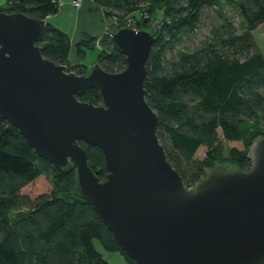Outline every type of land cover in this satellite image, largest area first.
Wrapping results in <instances>:
<instances>
[{
  "label": "water",
  "instance_id": "water-1",
  "mask_svg": "<svg viewBox=\"0 0 264 264\" xmlns=\"http://www.w3.org/2000/svg\"><path fill=\"white\" fill-rule=\"evenodd\" d=\"M45 19L0 11V117L58 170L76 168L79 195L136 264H264V135L248 149L251 166L206 168L187 185L158 136L147 101V62L160 31H108L126 67L96 62L83 74L42 53ZM96 88L102 104L79 93ZM80 141L102 150L99 178Z\"/></svg>",
  "mask_w": 264,
  "mask_h": 264
},
{
  "label": "trees",
  "instance_id": "trees-1",
  "mask_svg": "<svg viewBox=\"0 0 264 264\" xmlns=\"http://www.w3.org/2000/svg\"><path fill=\"white\" fill-rule=\"evenodd\" d=\"M108 22L109 31L118 23L140 27L157 11L163 17L160 36L147 62L145 80L147 101L159 116L158 136L168 159L187 185H193L217 163L230 162L248 169L247 156L252 142L264 135V53L253 31L264 23V0H94ZM231 4L241 15L237 27L225 11ZM209 8L224 23L218 25L201 47L181 49L176 58L167 54L195 33ZM61 10L59 0H7L0 11L23 12L46 19ZM223 28H225L223 30ZM42 53L69 71L83 74L88 65L72 63L70 35L46 21ZM89 49H98L99 62L111 72L122 71L124 55L111 36L84 33L76 44L84 60ZM78 98L102 104L96 88L81 92ZM225 141H241L226 150ZM87 149L89 164L99 178L108 174L101 149L80 141ZM206 148L204 157L196 154ZM52 184L49 192L36 197L23 188L40 176ZM99 240L107 251L126 255L112 231L92 205L79 195L76 168L58 170L6 120L0 117V264H112L97 248Z\"/></svg>",
  "mask_w": 264,
  "mask_h": 264
},
{
  "label": "rangeland",
  "instance_id": "rangeland-1",
  "mask_svg": "<svg viewBox=\"0 0 264 264\" xmlns=\"http://www.w3.org/2000/svg\"><path fill=\"white\" fill-rule=\"evenodd\" d=\"M73 0H71L72 3ZM73 10H69L70 13L75 14L77 8H72ZM225 11L227 15L231 18V20L234 21L237 27L241 26V15L238 13V11L233 7L231 4L226 3L225 4ZM62 15V11H60L57 14H53L49 17V22L52 24H56V15ZM163 14L162 11L159 10L156 13H154L152 19H151V24L157 28L161 24ZM224 23L223 19L220 17L218 12L214 8H209L207 11V14L203 17L202 21L200 22V27L198 30L190 35H186L183 38V41L178 43L176 47L169 51L167 54V58L173 59L176 58L178 55V51L181 49H196L198 47H201L204 43V41L211 35H213L214 30L216 27L220 24ZM225 28H223L224 30ZM98 49H89L87 51V55L84 59V62L88 66H93L96 63V60L98 58ZM225 146L226 150L229 147L236 146L239 148H243L244 145L241 141H225ZM206 152L205 147H201L197 154L196 157L202 158L204 157ZM222 166L226 168H234L235 165L230 163V162H224L221 163ZM52 189V184L51 181L44 175L38 177L36 180L28 184L26 187L23 188V193L28 194L31 197H36L37 195L44 193V192H49ZM95 244L97 248L105 255V257L112 263V264H128L125 256L121 251H107L103 248L102 244L100 243L99 240H95Z\"/></svg>",
  "mask_w": 264,
  "mask_h": 264
},
{
  "label": "crops",
  "instance_id": "crops-1",
  "mask_svg": "<svg viewBox=\"0 0 264 264\" xmlns=\"http://www.w3.org/2000/svg\"><path fill=\"white\" fill-rule=\"evenodd\" d=\"M59 1L61 2L60 11H62V15H56L57 25H55L66 31L71 37V62L79 63L83 61V63H85L84 60H81L77 55L76 44L84 33H89L98 37L108 33L109 27L104 11L94 0H84L80 7L73 6L71 0ZM6 4L7 0H0V7ZM72 8H77L75 9V14L70 13L69 10H73ZM50 18L51 17H48L46 21H49ZM253 36L259 49L264 53V23L253 31Z\"/></svg>",
  "mask_w": 264,
  "mask_h": 264
},
{
  "label": "built area",
  "instance_id": "built-area-1",
  "mask_svg": "<svg viewBox=\"0 0 264 264\" xmlns=\"http://www.w3.org/2000/svg\"><path fill=\"white\" fill-rule=\"evenodd\" d=\"M83 1L84 0H73L72 5L75 7H80L83 4ZM127 24H129L132 28H139V27L133 25L132 23H127Z\"/></svg>",
  "mask_w": 264,
  "mask_h": 264
}]
</instances>
